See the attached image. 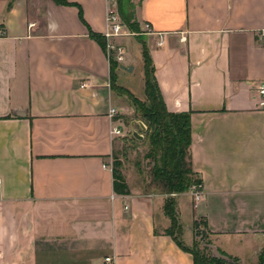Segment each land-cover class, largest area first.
Listing matches in <instances>:
<instances>
[{
  "label": "crops",
  "instance_id": "1",
  "mask_svg": "<svg viewBox=\"0 0 264 264\" xmlns=\"http://www.w3.org/2000/svg\"><path fill=\"white\" fill-rule=\"evenodd\" d=\"M64 1L72 5L0 0V264H193L166 234L165 194L122 169L129 194L113 191L119 139L146 127L125 126L134 110L113 88L136 61L124 56L111 80L109 9L138 31L149 25L152 34L132 37L141 58L144 43L167 111L190 113L201 198L174 195L178 223H188L182 243L199 219L213 247L255 264L264 248V112L253 97L264 79V0ZM142 78L144 93V64Z\"/></svg>",
  "mask_w": 264,
  "mask_h": 264
},
{
  "label": "trees",
  "instance_id": "2",
  "mask_svg": "<svg viewBox=\"0 0 264 264\" xmlns=\"http://www.w3.org/2000/svg\"><path fill=\"white\" fill-rule=\"evenodd\" d=\"M120 1V0H119ZM58 5H72L64 0H54ZM125 25L134 32H138V25L132 22L130 16L120 13ZM102 45L98 35H92ZM142 58L144 64V100H139L127 90L113 84L116 92L126 96L133 105L135 113H139V120L146 127L144 136L148 142L147 159H151V176L154 187L166 195L163 211L170 220L171 230H180L176 214V201L172 195H180L189 190L193 185H201V180L192 171L190 144L191 125L190 113H170L163 102L161 92L154 77V68L145 47L142 43ZM119 65L110 62L111 80L114 82V70ZM132 140H135L132 138ZM121 162L116 156L112 157V186L113 191L119 195H128L129 189L120 171ZM204 229L206 226L203 222ZM208 233V232H207ZM175 244L192 257L193 264H238V260L231 258L223 251L216 249L218 255H214L209 243L203 248H197L193 242L191 247L185 246L173 231L166 230ZM258 263L264 264V248L258 255Z\"/></svg>",
  "mask_w": 264,
  "mask_h": 264
},
{
  "label": "rangeland",
  "instance_id": "3",
  "mask_svg": "<svg viewBox=\"0 0 264 264\" xmlns=\"http://www.w3.org/2000/svg\"><path fill=\"white\" fill-rule=\"evenodd\" d=\"M120 41L129 43V47L127 45L128 51L126 50L127 54L125 56L127 55L132 56V58H134L136 61V65L134 66V69L131 72L120 71L121 76L117 83L124 89H127V91L132 93L137 98H140L141 96H144L143 78H142L143 63H142V58H141L140 44L136 38H132V37L122 38L120 39ZM122 45L126 47L124 44ZM119 70L120 68H118L115 72L117 73L119 72ZM123 101H125V103L127 104L129 108L130 107L133 108L132 103L127 97L123 98ZM132 110H134V112L132 111V113H130L129 116L124 117L125 126L127 128L129 127V122L131 121L134 122V126H137V123L135 122H138L140 118L139 113H135L134 108ZM131 131H132V128L130 132L128 131L125 138L119 139V143L117 144L118 148L115 154H116L117 159L120 160L121 162V165H122L121 169L125 172V174L131 180H136V181L139 180L146 187L148 186L150 190L154 189L156 191H160L156 186L154 187L153 181H152V176H151V171H150L151 166H152V161L151 159H147L148 142L146 141L144 135L141 134L142 132L138 128H135L134 132L142 136V139L140 141L136 139L132 140L133 137H132ZM193 186H199V185L193 184L191 187ZM191 187L186 192H191L190 190ZM178 200L182 202L183 200H185V198L180 197L178 198ZM192 206H193V203H192ZM176 214H177V207H176ZM183 229L186 230V232L188 233V223L185 221V219H183L180 223V230H171L170 227L168 228V230L171 232L173 231L174 235L180 240L182 239ZM190 229H191V235H192V243L194 242L197 248L201 249L207 243H209V246H213V239L211 238L210 234L207 233V231H205L203 222L201 220L199 219L194 220L190 224ZM192 243L188 247H191ZM258 255L255 258V264H259ZM228 256H230L231 258L237 259L231 255H228ZM238 264H241L239 260H238Z\"/></svg>",
  "mask_w": 264,
  "mask_h": 264
},
{
  "label": "built area",
  "instance_id": "4",
  "mask_svg": "<svg viewBox=\"0 0 264 264\" xmlns=\"http://www.w3.org/2000/svg\"><path fill=\"white\" fill-rule=\"evenodd\" d=\"M105 23L106 28L103 33V37L106 40V57L109 62H114L116 64H122L124 61L125 56V49L124 46L119 44L116 40L123 38V37H136L139 35H149L152 34V31L147 24H143L142 30L138 32L130 31L126 28V26L121 21V18L116 10L109 9L105 16ZM257 41L264 49V29L260 30L257 33ZM159 45L162 44L161 41L158 43ZM253 97L256 100V109L259 111L264 112V79L260 81L256 86L253 88ZM118 113L111 109L109 111L110 117H116ZM111 135L114 136H121L122 130L120 127H114L111 130ZM191 196L194 204H196L199 199L201 198V190L199 186L191 187ZM174 196V195H172ZM104 262L106 264H114L111 258H105Z\"/></svg>",
  "mask_w": 264,
  "mask_h": 264
},
{
  "label": "water",
  "instance_id": "5",
  "mask_svg": "<svg viewBox=\"0 0 264 264\" xmlns=\"http://www.w3.org/2000/svg\"><path fill=\"white\" fill-rule=\"evenodd\" d=\"M124 69H126V68H124ZM128 70L131 71V68H128ZM138 125L140 126L141 130H143V131L145 130V127L141 122H138ZM132 137L138 141H140L142 139V136L138 135L136 132H132ZM211 249H212L214 255H218L215 247L211 246Z\"/></svg>",
  "mask_w": 264,
  "mask_h": 264
}]
</instances>
